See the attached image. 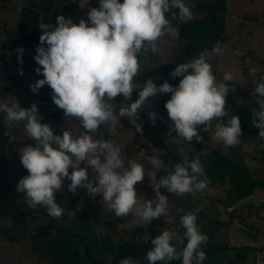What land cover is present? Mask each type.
I'll list each match as a JSON object with an SVG mask.
<instances>
[{"label": "clouds", "instance_id": "9594fccd", "mask_svg": "<svg viewBox=\"0 0 264 264\" xmlns=\"http://www.w3.org/2000/svg\"><path fill=\"white\" fill-rule=\"evenodd\" d=\"M192 15L185 0H99V7L90 8L87 19H80L79 23L61 14L53 26L45 22L43 15L39 17L42 34L34 60L39 65L35 72L43 78L31 84L30 90L38 93L47 85L52 90L53 103L63 110L66 118L78 124L56 135L48 123L41 122L43 117L37 104L21 107L14 97L11 103L0 102L5 135L23 122L27 138L34 141L33 145L19 149L21 164L28 175L16 185L17 192L26 193L24 199L29 208L43 206L49 216L59 219L64 209L57 203L56 194L63 192L67 180L68 191L75 193L79 187L86 189L92 198L99 194L101 203L116 217L131 214L147 224L164 217L169 222V200L161 189L176 196H195L207 188L208 177L198 159H184L168 171L157 152L148 158L150 167L146 168L134 159H127L122 146L114 140L105 139L104 134L99 138L94 135L101 126L107 130L115 128L125 117L142 134V124L137 123L139 110L150 103V98L170 93L164 104L169 134L175 132L184 141L203 143L200 133L209 132L215 122L216 141L226 148L241 143L240 117L230 115L226 107L227 96L235 90V85L229 86V82L236 77L226 71L218 79L211 63L214 56L223 54L220 41L170 72L171 78H179L178 85L164 80L157 86L152 78L143 85L136 82L141 74L142 57L146 62L149 53L161 52L160 41L165 36L178 38L179 25L172 21L188 22ZM15 51L18 63L22 64L24 49L17 47ZM235 55L241 53L237 50ZM256 72V68L250 69L255 77L252 92L259 97L252 111V126L259 130L260 140H264V75L257 77ZM20 74L23 75L22 69ZM134 91H138V98L133 101ZM118 96L123 97V103L115 102ZM156 116L155 112H149L153 123ZM73 128L79 129L75 135ZM15 139L10 135V140ZM161 171L165 174L158 179L157 173ZM145 176L153 188L154 199L138 197L135 186ZM196 221V213L188 212L180 216L182 235L164 229L151 239L145 257L148 264L172 261L203 264L207 255L201 246L208 242V236L199 230ZM119 264H140V261L126 257Z\"/></svg>", "mask_w": 264, "mask_h": 264}, {"label": "rangeland", "instance_id": "374dc122", "mask_svg": "<svg viewBox=\"0 0 264 264\" xmlns=\"http://www.w3.org/2000/svg\"><path fill=\"white\" fill-rule=\"evenodd\" d=\"M59 1L0 0V102L11 103L14 97L21 107H29L35 103L42 117L40 101L52 100V90L45 85L38 93H33L30 85L43 78L35 72L39 65L34 59L30 63L29 60L22 59V64H17L18 60H15L17 63L10 62V54L17 47H22L24 52L26 49L36 50L37 43H32L28 37L38 33L39 25L36 20L39 21L41 15L45 22L51 23L50 3L51 7L59 8ZM214 1L185 0L193 13L191 20L204 16L207 11L204 6L213 4ZM92 7H99V0H78L77 6L72 8L74 19L86 20L87 12ZM67 9L64 6L65 17L69 16ZM220 35L224 37L220 42L223 54L214 56L211 63L218 79H222L226 71H231L236 77L235 81L229 82V86L235 85V90L226 98L229 114L236 115L237 106L254 110L255 99L259 97L252 92V80L255 77L251 75L250 69L256 68L257 77L264 75V0H227L225 25ZM160 44L161 52L155 55L149 53L146 62L142 57L141 74L136 78L138 84L143 85L152 78L159 86L163 83L162 77H165V68L162 65L177 60L189 61L205 49L211 50L215 45L194 47L190 41H184L180 36H165ZM237 50L241 55H235ZM21 69L23 75L20 74ZM170 96L171 94H164L150 98V103H146L139 110L140 119L137 123L142 124V134L125 117L120 120V125L111 130L101 126L99 132L94 134L95 137L99 138L104 134L105 139L114 140L122 146L127 159H134L146 168L150 167L148 158L158 152L168 171H172L174 164L184 159H198L204 166L209 164V159H214L213 152L218 151L237 166L248 169L253 179H261L263 183L257 182L252 193L240 199L235 196L229 181L210 184L209 178L207 188L195 196H176L161 189L162 194L168 196L169 200V222L161 217L147 224L131 214L116 217L114 212H109L107 206L101 203L99 194L92 198L86 189L79 187L75 193L68 191L70 181L66 180L63 192L56 194L57 203L64 209L61 217L56 219L49 216L46 208L38 205L33 217H26L25 226L14 213L24 209L27 204L24 199L26 193L16 190L19 180L26 176L19 177L18 174L25 169L20 161L19 149L33 145L34 141L27 138L23 122L14 125L11 134L5 135L7 129L4 116L0 114V210L12 212L0 214V264H93L85 255L83 236H87V232L90 236L99 237L98 241L91 242L92 252L96 255L100 251L98 255L107 262L116 263L132 257L139 260L140 264H148L145 257L151 248V239L159 236L164 229L182 235L184 230L179 226L180 216L188 212L196 213L199 230L208 236V242L202 248L224 244L229 246V254L233 253L234 247L252 246L259 251L264 249V147L261 146L264 140H260L258 133L242 131L241 143L226 148L214 138L215 122L209 132L200 133L204 137L203 143L195 140L184 141L175 132L169 134L168 114L164 104ZM137 98L138 91H134L132 100ZM115 102L123 103V97H116ZM149 112L157 114L155 123L149 118ZM77 124L78 121L66 118L61 110L60 122L53 130L54 134L62 135L63 129ZM78 131V128H73L74 135ZM10 135L16 139L10 140ZM83 166L82 164L81 167ZM164 174L163 171L158 172L157 178ZM135 187L138 197L144 200L155 198L147 176ZM180 209L184 210L183 213L179 212ZM196 209L200 211L197 213ZM52 221L55 226L48 227ZM46 227L48 235L41 232ZM104 235L111 236L114 242H105ZM253 252L250 253V261L245 264H254ZM207 260L208 258L203 264ZM220 264L229 263L222 261Z\"/></svg>", "mask_w": 264, "mask_h": 264}, {"label": "trees", "instance_id": "16d2710c", "mask_svg": "<svg viewBox=\"0 0 264 264\" xmlns=\"http://www.w3.org/2000/svg\"><path fill=\"white\" fill-rule=\"evenodd\" d=\"M60 7H51L52 3H50V20L53 26L56 25V17L57 15H63L64 6L68 7L69 16L71 17L74 23H79V21L74 19V12L72 8L76 7L78 4V0H60ZM62 6V7H61ZM206 14L199 19L190 20L189 22H181L178 19L172 21L173 24L179 25V36L184 39V41H190L191 45L194 47H207L209 45L216 44L217 41H223V36L220 35L225 25V14L227 13V0H215L213 4H207L204 6ZM56 8V9H55ZM67 18V17H66ZM37 24L38 23V20ZM38 29V28H37ZM38 33H34V36L28 37V39L32 43H37L39 45V36L42 34L41 30H37ZM181 62V60L173 61L169 64L162 65L165 68L164 75L162 77V81L167 80L173 86L178 85L179 78L173 79L170 77V72ZM167 68V71H166ZM166 73V74H165ZM170 94V93H169ZM255 107L257 105L255 104ZM237 114L240 117L241 127L243 131H248L254 134L258 133V129L252 126V108L237 106ZM258 119V118H257ZM214 159H209V164H204L203 170L207 177L210 180V184H216L221 181H229V183L233 186V191L237 199L245 197L252 193L257 182L263 183L261 179H253L251 177V173L248 169L244 167L237 166L236 163H233L232 160L226 159V157L221 156L220 152H213ZM21 177L22 175H28L26 169H23L18 173ZM4 179V177H2ZM37 210L29 208L26 204L24 209L17 210L15 215L19 218V221L26 224V217H33ZM9 211H1L0 214H10ZM55 226V223L52 221L48 224V227ZM62 231V230H60ZM43 234L48 235V229L45 228ZM87 236H83L84 243L86 245L85 255L88 258V261L93 262V264H119V261L116 263L107 262L104 258L98 255L100 251H97L95 255L92 250L91 242L98 241L99 237L90 236L89 232L86 233ZM88 237V238H87ZM105 242L108 244H112L113 238L109 235L103 236ZM64 242V241H63ZM229 246L224 244H217L211 246H203L202 250L206 252L208 260L205 264H220L222 261H226L229 264H245L250 257L251 252L254 251L255 261L254 264H264V249L259 251L258 249H254L252 246H242V247H234L232 248V254H229ZM180 261H172L170 264H180Z\"/></svg>", "mask_w": 264, "mask_h": 264}, {"label": "built area", "instance_id": "2783aa9c", "mask_svg": "<svg viewBox=\"0 0 264 264\" xmlns=\"http://www.w3.org/2000/svg\"><path fill=\"white\" fill-rule=\"evenodd\" d=\"M40 105L43 109L42 123H48L55 130L60 122L61 109L48 99H41Z\"/></svg>", "mask_w": 264, "mask_h": 264}, {"label": "crops", "instance_id": "0c3cea01", "mask_svg": "<svg viewBox=\"0 0 264 264\" xmlns=\"http://www.w3.org/2000/svg\"><path fill=\"white\" fill-rule=\"evenodd\" d=\"M77 21H79V20H77ZM30 48H33V46H31ZM26 50L24 52L25 56H22V59H26L27 61L29 60V63H30L34 59V53H35L36 50H31V49L30 50H27V51ZM17 56H18V53L16 51L15 52H12L10 54V62L11 61L13 62V61L17 60ZM15 62L17 63V61H15ZM13 64H15V63H13ZM17 64H19V63H17ZM17 64H15V65H17ZM50 101L53 102L52 100H50Z\"/></svg>", "mask_w": 264, "mask_h": 264}]
</instances>
